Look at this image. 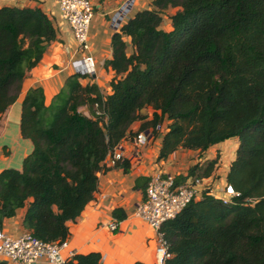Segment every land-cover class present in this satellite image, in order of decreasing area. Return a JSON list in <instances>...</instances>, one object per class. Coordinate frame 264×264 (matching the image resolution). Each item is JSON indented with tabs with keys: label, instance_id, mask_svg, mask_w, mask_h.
<instances>
[{
	"label": "trees",
	"instance_id": "trees-1",
	"mask_svg": "<svg viewBox=\"0 0 264 264\" xmlns=\"http://www.w3.org/2000/svg\"><path fill=\"white\" fill-rule=\"evenodd\" d=\"M149 6L110 36L103 67L119 77L107 94L80 84L75 73L47 104L40 87L25 91L19 131L31 150L20 169L0 170V229L25 205L24 229L43 242L65 240L66 221L91 200L96 173L106 170L104 157L129 125L141 121L135 132L150 128L154 137L165 119L156 160L229 138L236 147L224 176L234 195L224 202L203 190L163 221L158 231L168 256L162 264H264V0H150ZM167 8L175 10L164 31L159 25ZM122 36L133 47L129 55ZM54 39L52 22L39 8L0 6V113ZM144 107L150 118L140 113ZM216 163L217 154L174 180L206 178ZM129 165L122 158L114 167L127 172ZM147 181L136 178L133 187L143 191ZM112 215L123 217L118 208ZM60 264L103 263L90 251Z\"/></svg>",
	"mask_w": 264,
	"mask_h": 264
},
{
	"label": "crops",
	"instance_id": "crops-1",
	"mask_svg": "<svg viewBox=\"0 0 264 264\" xmlns=\"http://www.w3.org/2000/svg\"><path fill=\"white\" fill-rule=\"evenodd\" d=\"M121 0H91L93 15L88 27L89 54L92 56L94 74L79 78L80 84H95L100 93L105 95L109 92V83L118 78L110 68L103 67V61L110 58V36L112 30L109 27L108 18L110 13L120 4ZM150 0H135L128 17L135 11L149 8ZM37 7L49 16L55 29V39L45 47L38 62L25 72L18 83L13 101L0 113V170L3 168L20 169L22 158L31 150V142L23 138L19 131L20 102L28 88L40 87L44 94V103L61 87L64 79L72 74L71 64L80 58L81 53L76 51V44L71 32L58 16L57 0H0V6ZM175 8H167L161 15L159 27L168 31L170 29L169 15ZM125 44V53L129 55L133 47L128 36H122ZM141 114L150 118L151 109L144 107ZM141 121L132 122L119 145L123 157L129 161L127 172L120 167L110 166L107 163L108 154L104 157L102 164L105 171L96 173V188L89 200L73 221H66L68 236L65 239L66 249H73L75 253H87L95 251L100 254L103 264H162L158 260L155 251L157 246L156 231L142 219L133 216L134 207L141 202L143 191L140 187L134 188L136 178L149 177L155 171L167 172L172 175H185L189 166L212 158V150L222 149L227 140L234 143L232 156L224 169L225 176L229 162L233 158L236 147V139L229 138L222 142L209 146L206 150L176 149L165 159L156 160L161 133L156 134L145 145L134 147L131 142L134 133ZM164 125L167 120H163ZM221 161V158H220ZM217 163L210 176L203 178V183L213 181L217 186V177L221 174ZM216 168V169H215ZM219 170V171H218ZM141 186L142 180L137 181ZM120 209L123 217L118 219L112 215L113 209ZM25 211V205L15 210L14 215L2 220L1 229L10 235H18L24 231L21 218ZM115 218L117 227L111 231L107 223ZM31 264H46L39 260Z\"/></svg>",
	"mask_w": 264,
	"mask_h": 264
},
{
	"label": "built area",
	"instance_id": "built-area-1",
	"mask_svg": "<svg viewBox=\"0 0 264 264\" xmlns=\"http://www.w3.org/2000/svg\"><path fill=\"white\" fill-rule=\"evenodd\" d=\"M126 2L127 0H121L109 15L108 23L112 31L119 28L133 7L134 0ZM57 8L59 19L66 23L71 32L76 44V51L82 54L80 58L72 62V73L77 74L80 78L93 75L94 65L92 56L88 53L87 38L89 23L93 15L91 0H57ZM155 129L158 133L162 131L158 125L155 126ZM151 132L150 128L135 132L131 138L132 145L134 147L145 145L153 138ZM107 154V163L110 166H114L116 161L124 158L119 143ZM202 181L203 178H187L182 182H175L174 175L161 171H155L149 175L143 190V198L134 207L132 214L144 220L149 227L156 231L157 246L155 251L159 254L158 260L168 256L165 242L158 231L163 221L173 218L188 202L199 198L203 190H207L210 195L220 198L224 202L234 195L231 187L225 183L219 191L217 189L218 195H216ZM116 227L117 220L112 218L107 223V228L113 231ZM66 247V240L43 242L28 231L10 235L0 229V261L7 264H31L39 260L45 261L46 264H60L75 254L73 249H66Z\"/></svg>",
	"mask_w": 264,
	"mask_h": 264
},
{
	"label": "rangeland",
	"instance_id": "rangeland-1",
	"mask_svg": "<svg viewBox=\"0 0 264 264\" xmlns=\"http://www.w3.org/2000/svg\"><path fill=\"white\" fill-rule=\"evenodd\" d=\"M130 12H131V10H130ZM170 12H173V10H171ZM129 13H128V15H129ZM159 127H160V131L163 130L164 124L161 123ZM233 146H234V143H232V140H227V142H225L222 145V147H223L222 149H216L214 151L212 150V152H211L212 157H214L217 154V167L216 168L218 169V167H219L220 172H221V174L218 173V175H216L217 177H214V178H221L224 176L223 171H224V169H225V167L229 161V158L232 156ZM220 158H221V161H220ZM216 183H217V186H213V181H211L210 183L205 182L204 185L211 188L213 193H216V195H218L217 189H218V191L220 190L221 186L224 184V181L222 179L221 180L219 179L216 181ZM202 189H204L203 186H202Z\"/></svg>",
	"mask_w": 264,
	"mask_h": 264
},
{
	"label": "bare ground",
	"instance_id": "bare-ground-1",
	"mask_svg": "<svg viewBox=\"0 0 264 264\" xmlns=\"http://www.w3.org/2000/svg\"><path fill=\"white\" fill-rule=\"evenodd\" d=\"M129 1H131V0H127V2H126V3H128ZM134 2H135V0H134ZM126 5H127V4H126ZM126 7H127V6H126ZM126 7H125V8H126ZM125 8H124V9H125ZM157 255L159 256V254H157Z\"/></svg>",
	"mask_w": 264,
	"mask_h": 264
}]
</instances>
